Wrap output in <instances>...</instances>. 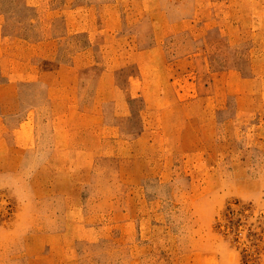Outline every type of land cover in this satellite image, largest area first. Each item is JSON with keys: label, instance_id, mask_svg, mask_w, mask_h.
<instances>
[{"label": "rangeland", "instance_id": "1", "mask_svg": "<svg viewBox=\"0 0 264 264\" xmlns=\"http://www.w3.org/2000/svg\"><path fill=\"white\" fill-rule=\"evenodd\" d=\"M0 52V264H264V0H0Z\"/></svg>", "mask_w": 264, "mask_h": 264}, {"label": "crops", "instance_id": "2", "mask_svg": "<svg viewBox=\"0 0 264 264\" xmlns=\"http://www.w3.org/2000/svg\"><path fill=\"white\" fill-rule=\"evenodd\" d=\"M3 56V52H0V58ZM2 59L0 68L4 79L0 81V92H3L0 94V165H5L10 162L9 154L11 151L12 133V129H10V117L15 111L13 108L14 101L19 99L21 85L23 81L27 80L28 74L33 72L35 64H21V62L18 64H10L8 54ZM72 66H74V64ZM25 122L26 121L20 122L16 130L20 131Z\"/></svg>", "mask_w": 264, "mask_h": 264}]
</instances>
